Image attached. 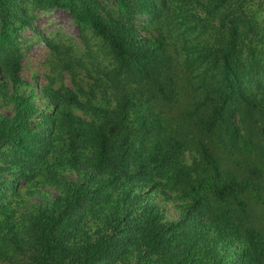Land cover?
<instances>
[{
    "label": "trees",
    "instance_id": "trees-1",
    "mask_svg": "<svg viewBox=\"0 0 264 264\" xmlns=\"http://www.w3.org/2000/svg\"><path fill=\"white\" fill-rule=\"evenodd\" d=\"M253 3L0 0L12 105L0 112V264H264V8ZM54 8L84 48L63 57L52 45V70L84 69L100 89L81 100L48 84L43 111L19 90L20 36ZM34 180L57 193L34 187L41 201L19 211L20 184ZM154 190L182 201L177 219Z\"/></svg>",
    "mask_w": 264,
    "mask_h": 264
},
{
    "label": "rangeland",
    "instance_id": "rangeland-1",
    "mask_svg": "<svg viewBox=\"0 0 264 264\" xmlns=\"http://www.w3.org/2000/svg\"><path fill=\"white\" fill-rule=\"evenodd\" d=\"M253 4L264 8V0H253ZM36 17L34 18L30 27H26L21 31L20 41L22 46V58L20 67V77L23 80V84L20 86L21 92L32 91L34 93L35 102L43 111H50L52 105L49 103L48 98L44 94V88L51 85L52 89L58 88H70L75 92H78L80 99L97 96L98 86L94 87V80L88 76V72L84 69L66 70L61 66L52 70V67L58 59L56 52L52 50V45L58 46L61 50V55H82L83 44L80 40L78 28L73 22L68 12L59 9H47L36 10ZM143 17H138L135 20L137 28L142 25ZM139 33L143 36H147V32L138 29ZM62 52H69L70 54H64ZM73 71V73L71 72ZM0 84L3 85V91L0 92V112L3 114L12 113V105L7 100L6 93L9 94L11 85L5 81L3 75L0 73ZM93 87L92 89H89ZM91 90L95 95H92ZM83 117H87L84 112L77 110ZM88 119L90 116L87 117ZM60 173L74 179L77 177L76 173L71 170H61ZM36 183H22L19 189L20 194L18 197L21 201L20 210L25 212V209L29 207V204H37L41 201V195L34 190H40L44 195L52 197L57 193L56 188L50 184H42L39 180ZM37 185V186H35ZM34 192V193H32ZM152 200L157 203L167 220H175L180 215L181 200L176 198L174 194H170L169 197H165L164 194L158 190H154L151 194ZM0 217L2 215L0 214ZM2 262V261H0ZM125 261L119 262L124 264ZM128 262V260L126 261ZM132 262V261H131Z\"/></svg>",
    "mask_w": 264,
    "mask_h": 264
}]
</instances>
